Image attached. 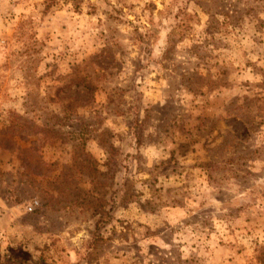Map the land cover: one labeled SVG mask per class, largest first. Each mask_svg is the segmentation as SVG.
Masks as SVG:
<instances>
[{
    "label": "rangeland",
    "instance_id": "rangeland-1",
    "mask_svg": "<svg viewBox=\"0 0 264 264\" xmlns=\"http://www.w3.org/2000/svg\"><path fill=\"white\" fill-rule=\"evenodd\" d=\"M263 244L264 0H0V264Z\"/></svg>",
    "mask_w": 264,
    "mask_h": 264
},
{
    "label": "trees",
    "instance_id": "trees-1",
    "mask_svg": "<svg viewBox=\"0 0 264 264\" xmlns=\"http://www.w3.org/2000/svg\"><path fill=\"white\" fill-rule=\"evenodd\" d=\"M85 87H86V89H88L89 91H90V89L92 88V87H90L89 85H86ZM86 160H87V158L84 159V161H86ZM89 160H90V159L88 158V165H86V167H87L86 169H87V170H90V168H92V162L89 161ZM90 166H91V167H90ZM89 174H90V173H89ZM98 174H99L98 170H97L96 168L94 169V166H93L92 173L90 174V176H92V179H91L92 182H93L95 176H98ZM124 191H128V190H127V189H124ZM130 201H131V199H130ZM108 217H109V215L105 213L104 216H103L102 218H99L98 221L96 222V227H98L99 224H100L102 221H106V220H108ZM255 258H256L258 264H264V244L261 245L258 249H256V256H255Z\"/></svg>",
    "mask_w": 264,
    "mask_h": 264
},
{
    "label": "built area",
    "instance_id": "built-area-1",
    "mask_svg": "<svg viewBox=\"0 0 264 264\" xmlns=\"http://www.w3.org/2000/svg\"><path fill=\"white\" fill-rule=\"evenodd\" d=\"M35 203H36V201H35ZM31 209H32V207L30 206V207H29V210H31Z\"/></svg>",
    "mask_w": 264,
    "mask_h": 264
}]
</instances>
